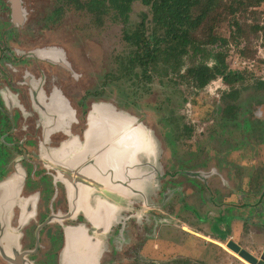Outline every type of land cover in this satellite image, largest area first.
Returning a JSON list of instances; mask_svg holds the SVG:
<instances>
[{"label":"flooded vegetation","instance_id":"obj_1","mask_svg":"<svg viewBox=\"0 0 264 264\" xmlns=\"http://www.w3.org/2000/svg\"><path fill=\"white\" fill-rule=\"evenodd\" d=\"M28 15L25 0H0V26L17 27L0 35V264H116L118 249L132 242L128 221L136 196L155 181L160 188L168 175L179 205L200 221L213 213L204 208L220 202L217 216L228 220V209L238 207L224 198L230 190L243 191L241 208L264 211V162L253 168L255 162L233 154L246 143H264V103L245 112L240 82L222 78L229 91L179 129L176 143L187 134L190 146L165 149L176 158L169 172L160 160L163 148L151 143L142 123L134 127V116L101 100L106 94L83 88L84 73L64 45L47 34L23 45ZM45 20L49 26L57 16Z\"/></svg>","mask_w":264,"mask_h":264},{"label":"rangeland","instance_id":"obj_2","mask_svg":"<svg viewBox=\"0 0 264 264\" xmlns=\"http://www.w3.org/2000/svg\"><path fill=\"white\" fill-rule=\"evenodd\" d=\"M231 2L234 6L225 13V20L217 24L215 31L230 39L235 30L233 21L240 20L243 26H248L247 33L239 40H230L225 45L218 42L206 48L211 52L227 50L228 65L246 73L247 79L238 83L237 87L241 90L240 98L245 112L248 107L250 111H255L264 103V90L258 91L254 87L258 80H264V25L255 19L251 10L244 12L243 4H239L241 0ZM25 6L29 15L25 28H20L23 45L29 47L33 43L31 38L46 34L51 41L64 45L72 54L77 69L84 73L80 79L83 88L92 87L107 95L101 100L134 116V127L140 125L138 122L142 123L148 130L151 143L164 150L160 153L164 169L174 171L175 154H169L165 149H173L174 145L190 146L187 134L182 135L184 140L176 143L179 129H185L184 126L195 119V111L202 115L211 105H216L225 91H229L230 87L222 81V77L198 89L193 79L183 77L187 74V68L191 67L189 57L184 58L185 63L179 73L162 71L163 76L154 75L152 80H146L142 74L137 78L131 77L120 65L131 49L124 39L122 22L109 16L97 21L92 14L70 9L64 0H25ZM60 7L64 10L56 12ZM258 10L263 11L264 4ZM144 11H148V7L139 1L134 3L129 28L141 20ZM50 16H57V20H47L50 22L48 26L45 19ZM8 28L17 27L7 22L0 26V35ZM15 40L18 41L16 37H11L10 42L17 45L12 42ZM243 50L247 52L246 56L242 55ZM201 59L202 56L197 55L196 62L199 63ZM207 62L213 64L211 59ZM140 70L135 68V72ZM187 148L183 149L186 155L190 154ZM237 153L239 159L255 162L254 168L264 162V143H257L256 146L246 143L244 148L233 151V154ZM243 183L246 188L249 187L247 179ZM160 184L159 188L155 181L144 197L136 196L138 200L133 207L135 215L128 221L132 242L118 249L116 264H177L183 261L188 264H252L228 247L231 240L253 253L259 261H264V211L258 214L259 210L255 207L241 208L239 203L242 199L239 195L243 191L238 193L237 190H230L224 193L225 200L230 197L231 206H238L228 209L232 214L226 217L227 221L223 222L217 216L220 208H224V202L218 203V208L212 205L204 208L213 213L200 221L199 217L190 215L187 209L179 205V191L174 189L175 178L168 175ZM189 188L187 184L183 185L182 193L188 192ZM247 190L244 192L251 194ZM251 195L247 200L254 201ZM148 197V205L145 206L143 201ZM176 210L180 214L177 215Z\"/></svg>","mask_w":264,"mask_h":264},{"label":"trees","instance_id":"obj_3","mask_svg":"<svg viewBox=\"0 0 264 264\" xmlns=\"http://www.w3.org/2000/svg\"><path fill=\"white\" fill-rule=\"evenodd\" d=\"M141 2L148 11L142 13L141 20L129 28L130 15L135 2ZM232 0H64L70 9L85 11L92 14L97 21L106 16L124 24V39L131 46L130 52L120 65L123 71L131 77H142L152 80V76H163V72H180L184 66V58L189 57L191 67L187 68L184 78L193 79L198 87H204L217 77L225 82L235 84L247 79L242 70L231 68L227 63L228 51L225 49L211 52L207 45L220 42L228 44L230 40L242 38L248 26H243L240 20L233 21L235 30L231 38L219 35L215 28L220 21L225 20L226 12L234 4ZM244 12L251 10L258 22L264 25V0H241ZM63 7L56 12L61 13ZM254 10V11H253ZM239 40V39H238ZM247 55L245 50L241 51ZM197 55L202 59L196 62ZM213 64L209 65L207 60ZM135 68H140L135 72ZM163 71V72H162ZM264 88V80H258ZM229 97H234L232 94ZM226 97V95H225ZM264 264V261H262ZM177 264H188L186 261Z\"/></svg>","mask_w":264,"mask_h":264},{"label":"water","instance_id":"obj_4","mask_svg":"<svg viewBox=\"0 0 264 264\" xmlns=\"http://www.w3.org/2000/svg\"><path fill=\"white\" fill-rule=\"evenodd\" d=\"M120 127H117V129H119ZM96 129H98V127H96ZM121 133L124 132H129V130H127L126 128H121L118 130ZM133 186L136 187V185L134 184ZM228 247L233 249L235 252H237L241 257H243L244 259H246L247 261H249L252 264H260L259 259L250 251H248L247 249L242 248L238 243H236L235 241H229L228 243Z\"/></svg>","mask_w":264,"mask_h":264},{"label":"bare ground","instance_id":"obj_5","mask_svg":"<svg viewBox=\"0 0 264 264\" xmlns=\"http://www.w3.org/2000/svg\"><path fill=\"white\" fill-rule=\"evenodd\" d=\"M118 115L123 116V115H126V114L123 113V112H118Z\"/></svg>","mask_w":264,"mask_h":264}]
</instances>
